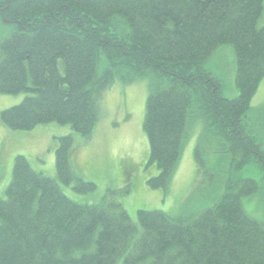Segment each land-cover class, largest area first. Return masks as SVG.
<instances>
[{"label":"trees","instance_id":"obj_1","mask_svg":"<svg viewBox=\"0 0 264 264\" xmlns=\"http://www.w3.org/2000/svg\"><path fill=\"white\" fill-rule=\"evenodd\" d=\"M264 0H0V95H27L0 112L13 131L68 126L90 138L101 103L116 81L151 77L142 129L147 183L165 188L190 120L199 118L224 143L230 167H257L264 150L247 114L264 78ZM222 45L235 55L238 95H222L205 63ZM185 138V139H184ZM70 135L58 138L57 180L85 194L94 184L70 168ZM194 158L201 162L195 147ZM264 195V187L261 189ZM256 181L229 177L219 199L200 214L172 218L138 211L140 235L123 206L107 194L99 204L68 199L56 180L16 156L0 200V264H264V225L248 216L244 197Z\"/></svg>","mask_w":264,"mask_h":264},{"label":"rangeland","instance_id":"obj_2","mask_svg":"<svg viewBox=\"0 0 264 264\" xmlns=\"http://www.w3.org/2000/svg\"><path fill=\"white\" fill-rule=\"evenodd\" d=\"M258 27L264 26L263 11ZM9 27L0 26V41L9 34ZM219 80L222 95L232 99L238 95L235 85V55L230 45L219 46L205 63ZM152 78L141 77L130 83L116 80L105 92L100 120L92 134L83 138L68 126L46 124L30 131H13L0 122V200L12 179L16 156L26 158L35 172L56 180L61 192L82 205L99 204L112 194L127 212L140 235L138 211H159L172 218L195 216L212 206L222 195L229 177L256 181L259 193L241 200L244 212L264 225V195L260 170L254 165L233 171L224 143L207 131L199 118L190 120L182 151L165 188H152L147 182L158 170L148 163L149 144L142 129L145 103ZM27 95H0V112L19 105ZM247 120L252 133L264 150V78L253 96ZM70 135L71 172L76 178L92 183V192L81 194L72 186L57 180L55 149L58 138ZM184 138V139H185ZM201 162L194 158L195 147ZM119 258L115 264H122Z\"/></svg>","mask_w":264,"mask_h":264}]
</instances>
